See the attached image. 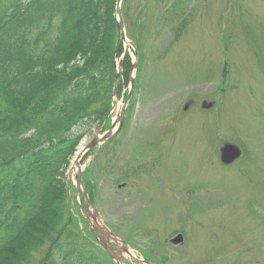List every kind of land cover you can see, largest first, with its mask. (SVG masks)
<instances>
[{"label":"rangeland","instance_id":"1","mask_svg":"<svg viewBox=\"0 0 264 264\" xmlns=\"http://www.w3.org/2000/svg\"><path fill=\"white\" fill-rule=\"evenodd\" d=\"M161 4L152 0L150 10ZM184 21L178 41L176 24L146 36L132 23L129 38L143 51L139 87L119 133L83 158V180L103 224L148 264H264V0H177V27ZM129 54L134 60L133 46ZM130 88L114 98L109 120L84 134L77 154L114 120L117 130ZM205 100L214 106L204 109ZM225 142L245 153L232 165L221 162ZM77 154L67 170L72 207L91 233L75 185ZM178 233L181 245L171 242ZM104 242L117 264H136L122 242Z\"/></svg>","mask_w":264,"mask_h":264},{"label":"trees","instance_id":"2","mask_svg":"<svg viewBox=\"0 0 264 264\" xmlns=\"http://www.w3.org/2000/svg\"><path fill=\"white\" fill-rule=\"evenodd\" d=\"M151 2L123 0L128 36L132 23L146 36L171 23L178 41L187 23L177 27V0L154 11ZM116 7L117 0H0V264H116L81 225L67 175L84 134L111 117L119 65L118 97L131 82Z\"/></svg>","mask_w":264,"mask_h":264},{"label":"water","instance_id":"3","mask_svg":"<svg viewBox=\"0 0 264 264\" xmlns=\"http://www.w3.org/2000/svg\"><path fill=\"white\" fill-rule=\"evenodd\" d=\"M122 2H123V0H117L116 13H117L118 21H119V24L121 27V34H122L123 39L126 43V52H128L130 50V46H133V48L135 50V63H134V70H135L137 68V61H138V49L136 47V44L132 40L128 39V37H127L126 24H125L124 16L122 13ZM121 71H122V68L120 67L118 70L117 76H116L114 95H117L116 87H117V84H118V81L120 78ZM131 84H132L131 91L129 93L128 98L124 102L122 110L120 112L118 129L115 132H113V129L116 126V123L114 122V124L112 125V128H110V130H108L103 136H97L93 140H91L88 144H86V146H84V148H83V151L79 152L77 154L75 161H74V164L72 166L73 169L77 168V171L75 173L77 196L82 194L84 201H85V204L87 206V210H88V212H86V215L89 218H92L91 233L95 237L98 236V239L100 240V244L104 249L108 250V247L104 242L105 237H106L107 239H112L117 244L122 242L124 247L121 248V250L126 251L130 255H131V251L128 248L126 241L122 240V238L119 235H117L113 230H111L106 224H104L103 226H101L99 224V221L102 222L99 209L92 203V201H91V199H90V197H89V195H88V193L84 187V182H83V170L84 169H83V164L81 163V160H82L83 156L89 150L93 149L94 147L98 146L99 144H104L106 141L110 140L115 135H117L118 132L121 130V128L125 122L126 108L128 106V103H129L131 96H132V93H133L134 76L131 77ZM213 106H214V103L209 102L207 100H205L202 103V107L204 109H210ZM187 108H188V105L185 106V109H187ZM220 153H221V161L226 165H230V164H233L237 159L242 157L243 150L241 149V147H239V145H237L235 143L226 142L221 147ZM184 241H185V237H184L183 233H178L176 236H174L171 239V242L175 245L183 244ZM131 259L136 264H148L145 260L138 259L134 255H131Z\"/></svg>","mask_w":264,"mask_h":264},{"label":"bare ground","instance_id":"4","mask_svg":"<svg viewBox=\"0 0 264 264\" xmlns=\"http://www.w3.org/2000/svg\"><path fill=\"white\" fill-rule=\"evenodd\" d=\"M122 13H123V11H122ZM116 15H117V14H116ZM123 16H124V15H123ZM117 19H118V17H117ZM120 29H121V27H120ZM128 39H130V38H128ZM120 67H121V66L119 65L118 68H120ZM84 146H86V142H82V143H81V145H80V152L83 151ZM76 171H77V168L74 169V173H75ZM99 224H100L101 226L104 225L103 222H101V221H99ZM90 234H91L92 236H94L92 233H90ZM131 255H135L133 251H131Z\"/></svg>","mask_w":264,"mask_h":264}]
</instances>
